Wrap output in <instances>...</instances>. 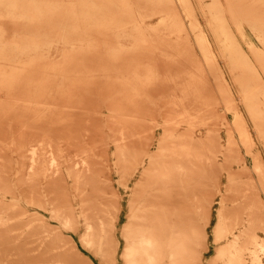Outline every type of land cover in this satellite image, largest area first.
I'll return each instance as SVG.
<instances>
[{
  "label": "bare ground",
  "instance_id": "1",
  "mask_svg": "<svg viewBox=\"0 0 264 264\" xmlns=\"http://www.w3.org/2000/svg\"><path fill=\"white\" fill-rule=\"evenodd\" d=\"M224 1L239 35L244 23L262 47L251 50L250 61L218 14L242 86L258 76L256 67L264 73V0ZM168 2L0 0V264H80L74 238L103 264H117L120 238L122 264H264V205L251 181L228 183L212 230L215 253L207 263L203 258L208 183L216 173L215 155L203 149L214 137L208 129L197 137L192 127L206 128L211 117L197 115L212 112L214 102L202 99L208 70L180 41L159 38L168 28L183 36ZM217 4L215 14L222 11ZM154 15L161 21L148 27L146 18ZM106 40L112 47L103 52ZM51 48L60 49L59 59ZM205 59L215 69L216 61ZM218 78L224 81L220 75L214 83ZM164 81L176 87L172 125L150 116L160 114L164 92L155 86ZM247 97L242 102L261 131L264 109ZM181 124L187 128L178 133ZM241 129V142L251 146ZM228 142L229 149L236 146L231 136ZM253 159L264 175L258 156ZM136 164L142 189L125 205L127 220L119 226L124 210L112 175L126 187Z\"/></svg>",
  "mask_w": 264,
  "mask_h": 264
},
{
  "label": "rangeland",
  "instance_id": "2",
  "mask_svg": "<svg viewBox=\"0 0 264 264\" xmlns=\"http://www.w3.org/2000/svg\"><path fill=\"white\" fill-rule=\"evenodd\" d=\"M170 6L169 10L172 16L175 17L183 36H176V33H172L173 31L170 28L166 29L163 33L165 36H159L162 38L164 43H175L180 41L182 46L187 47L193 56L199 61L200 67L208 70L206 73V78L209 80V83L205 85V89L203 90L204 95L202 99L212 100L214 103L210 106H214L212 112H208L209 108L203 113L197 115L201 118L207 119L209 116L211 117L208 122V127L203 128L202 126L192 127V131H195V135L197 137L204 136L206 134L207 129L211 131L214 142L210 143L211 146L207 145L203 150H208L206 152L209 156H214L213 160L215 163V178L209 181L210 188L209 196L211 197V220L207 226L208 233V242L209 247L206 251L203 252V258L207 263L215 253L216 245L212 242V230L213 226L217 219V208L219 206L218 202L221 199L222 193L226 190L228 183L238 187H243L248 181L254 182L258 194L259 199L262 201L264 205V175L256 172L254 170V159L253 156H258L260 163L263 166L264 170V124L261 126V131L256 129V125L251 119L247 106L243 104V99L247 100L248 94L251 96L249 100L253 99V103L255 102V106L258 109H264V73H262L258 67H256V72L258 76L249 79L245 85L240 86V81H237L239 75L235 72L234 64L231 61L228 50L225 46L224 36L221 34L219 26L216 24V17L219 15H223V19L225 21L226 30L228 35L233 38L238 49L242 51V53L250 60L253 61L252 49H261V44L259 38L252 33V31L247 27L244 23L242 24V35H239L238 30L235 25L231 22L228 17L226 10V5L224 0H216L218 2L217 8L221 9L220 13L215 14L212 9V3L214 0H167ZM258 0H251V3L256 2ZM172 19V17H171ZM170 20H166L167 23H171ZM148 27H155L159 25L161 18L158 15L151 16L146 18ZM127 32V31H126ZM124 32L125 34H127ZM119 39H122L123 42L126 41L125 37L120 36ZM110 40L102 41V49L104 52L111 48ZM167 41V42H166ZM127 44V43H126ZM50 54L53 58L59 59L60 49L51 48ZM205 57H207L211 62L216 61V65H214L215 69L206 62ZM209 73V74H208ZM223 75H222V74ZM211 74V75H210ZM222 76L224 81L217 80L214 83L213 79L216 80L217 77ZM234 75V76H233ZM238 78V79H237ZM216 84V85H215ZM156 87V91L160 90L164 92V96L159 97L157 104V110L155 112H151L150 116L152 118L156 117L157 122L159 124L163 123L164 120H169L168 123L175 121L178 117L176 107L169 105L170 94L171 91H176V87L173 86L170 82H161ZM194 97V96H191ZM198 98V97H197ZM151 100H156L150 98ZM219 99V100H218ZM230 104V105H229ZM154 107V106H153ZM252 104L250 105V108ZM156 109V107H155ZM104 115H107V112L104 111ZM192 116H195L193 114ZM240 118V126L243 127L244 133L248 135V141H252V145H245L240 140V128L236 126L235 119ZM264 119V117H263ZM259 120L257 119V122ZM245 124V126H244ZM169 125H172L171 123ZM181 124L178 126L176 132L181 133L187 127ZM231 127V128H230ZM245 127V128H244ZM159 128V127H158ZM198 128V130H197ZM104 133H107L109 129L104 126ZM214 131V132H213ZM247 131V133L245 132ZM158 137L160 136L161 130L157 129ZM232 137L233 141L236 143V146L233 148H228V138ZM155 146L151 148V154L155 150ZM232 150V152H230ZM113 151V146L111 144L110 154ZM225 152L230 155V157H224ZM150 155V160L153 158V154ZM213 154V155H212ZM139 165V164H138ZM137 164L132 166L134 172L130 175L127 186L123 187L119 184L118 175L113 173V190L121 196V204L123 207V212L121 213V219L119 222V226L123 224L127 219L126 215L128 213V208L125 209V205H128L129 201L134 200L136 191H140L142 187H140L138 181L141 176L140 171L141 167ZM245 166L246 170H242ZM229 173H231L232 178L229 177ZM216 186H219V192L216 190ZM131 190V194H130ZM131 196V197H130ZM130 197V198H129ZM129 199V200H128ZM262 218L264 219V208L262 209ZM120 232L118 233V235ZM210 236V237H209ZM261 239L264 241V222H263V230H260ZM75 244L74 249L76 253H78V257L76 262L80 264H103V261H100L101 258H95L92 253L86 247H83L77 238H74ZM210 240V241H209ZM123 241L120 238V242L117 249V264H122L123 259L121 257ZM208 254V255H207ZM264 254V253H263ZM207 256V257H206ZM74 260V259H73ZM102 260V259H101ZM264 262V256L262 257ZM104 263H107L104 261Z\"/></svg>",
  "mask_w": 264,
  "mask_h": 264
}]
</instances>
